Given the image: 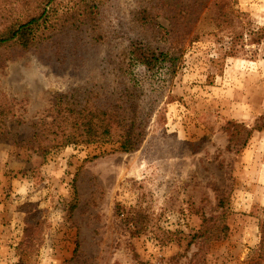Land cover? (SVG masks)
Returning a JSON list of instances; mask_svg holds the SVG:
<instances>
[{"label": "rangeland", "instance_id": "1", "mask_svg": "<svg viewBox=\"0 0 264 264\" xmlns=\"http://www.w3.org/2000/svg\"><path fill=\"white\" fill-rule=\"evenodd\" d=\"M196 1L198 40L185 42L170 75L139 65L131 75L126 47L153 37L144 9L167 27L165 16L190 0H97L95 24L0 49V264H264V37L226 55L229 37L213 33ZM237 1L245 28L264 29V0ZM29 10L0 0V29ZM119 60L154 108L141 145L42 156L28 140L55 96L93 84L111 91Z\"/></svg>", "mask_w": 264, "mask_h": 264}, {"label": "trees", "instance_id": "2", "mask_svg": "<svg viewBox=\"0 0 264 264\" xmlns=\"http://www.w3.org/2000/svg\"><path fill=\"white\" fill-rule=\"evenodd\" d=\"M30 10L11 20L0 29V49L16 47L23 50L36 48L50 41L55 35L80 30L86 23L95 24L99 14L97 0H71V5L60 11L57 0H21ZM190 5H180L171 16L167 27L155 22L147 10L139 19L154 31L153 37L144 36L127 44L124 58L129 73L130 67L139 65L147 72L165 69L167 75L174 74L185 42L198 40L195 29L199 4L190 0ZM237 0H204L200 7L211 13L214 32L229 37L226 55H234L237 45L245 37L258 43L264 37V29L245 28L247 14L237 7ZM34 4V7L32 6ZM190 17V18H188ZM186 22V24H184ZM167 39V45H165ZM123 60L118 61L119 72L114 74L117 85L109 91L105 85L76 87L55 96L48 118H41L33 124L29 142H36L40 154L45 156L56 146L92 144L116 141L125 152L136 150L147 134V126L153 106L147 110L143 100L145 90L138 80L127 77ZM122 72H121V71ZM113 80V79H111ZM7 112L1 108L0 115ZM3 125V119L0 118ZM264 128V125H263ZM250 133V131H248ZM264 236V219L261 224ZM218 234H212L218 239Z\"/></svg>", "mask_w": 264, "mask_h": 264}]
</instances>
